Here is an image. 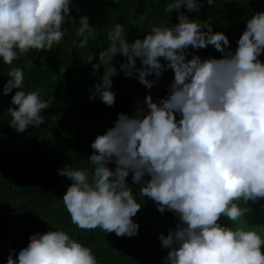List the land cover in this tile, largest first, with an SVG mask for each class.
<instances>
[{
    "label": "clouds",
    "instance_id": "1",
    "mask_svg": "<svg viewBox=\"0 0 264 264\" xmlns=\"http://www.w3.org/2000/svg\"><path fill=\"white\" fill-rule=\"evenodd\" d=\"M214 6V0H205ZM73 0H0V61L11 65L30 49L48 50L65 36L66 18ZM200 11L201 0H169L165 11L177 10L175 24L149 26L142 38L129 41L125 26L116 22L107 31L108 44L89 52L95 69H103L94 82L89 100L98 97L114 103L111 76L117 68L110 61L116 54L123 75L151 88L162 72L173 76L164 96L150 93L132 114L117 113L112 126L90 142L87 157L91 169L69 164L57 169L70 183L62 195L70 221L79 229L100 228L117 236L137 234L131 219L147 196L158 211L176 217L174 228L158 240L168 251L161 264H264L261 245L264 229L245 220L247 202L264 198V10L251 12L233 50L222 31L209 23L190 19ZM79 10V9H77ZM142 19V18H141ZM75 33L77 46L85 47L94 26L81 12ZM211 45L219 58L189 57V46ZM161 58L164 63H161ZM137 59L139 66H137ZM2 93L10 97L9 125L17 132L44 122L42 110L50 103L39 90H26L20 67L7 71ZM152 76V79H147ZM140 105V101H137ZM112 167H109V163ZM147 177V179H145ZM264 209V203L260 205ZM226 217L230 225L220 222ZM4 264H98L92 249L63 229L30 233L28 243Z\"/></svg>",
    "mask_w": 264,
    "mask_h": 264
},
{
    "label": "trees",
    "instance_id": "2",
    "mask_svg": "<svg viewBox=\"0 0 264 264\" xmlns=\"http://www.w3.org/2000/svg\"><path fill=\"white\" fill-rule=\"evenodd\" d=\"M168 2L73 0L70 14L75 19L66 18L62 26L65 36L59 44L48 50L30 49L14 59L11 65L0 61V90L9 79L7 71L20 67L25 89L39 90L42 98L50 103L48 109L42 110V124L17 132L9 125L11 117L7 112L8 107H15L10 104L15 89L7 95L0 91V264H4L10 249L14 250L15 257L16 251L28 243L30 233H43L51 228L63 229L90 247L98 264H161L168 249L161 247L157 237L160 233L166 235L177 220L167 209L163 213L158 211L146 195L139 197V186L131 184V173L125 179L141 203L131 217L137 222L138 230L133 236H117L112 231L104 233L98 227L79 229L70 221L61 199L70 181L57 174V169L69 164L73 168L90 170L87 161L93 151L90 142L112 126L117 113L132 114L137 106H142L146 93L155 100L168 91L167 85L173 76L171 69L163 71L153 86L146 88L134 76L123 75L119 63L125 57L119 54L110 61L117 68L116 74L110 77L115 93L113 105H105L98 97L90 101V93H86L82 79L84 76L95 77L99 82V76L107 66L101 65L94 73L92 64L96 63V57L91 62L85 59L89 52H98L107 46L106 33L116 22L125 26L129 41L142 38L151 25L175 24L177 10L165 11ZM260 10H264V0H214V6L201 0L199 12L180 8L190 19L203 20L211 24L213 31L224 32L229 39L228 47L233 50L245 27V19L251 12ZM81 12L88 15L89 24L94 26L83 48L77 46L80 37L74 31ZM193 52L201 58H219L221 55L211 45L202 49L189 46L188 58ZM258 59L264 62V51ZM161 63H164L162 58ZM146 78L152 79V76ZM112 166L110 162L109 167ZM262 203L264 198L255 203L248 201V213L262 209Z\"/></svg>",
    "mask_w": 264,
    "mask_h": 264
},
{
    "label": "rangeland",
    "instance_id": "3",
    "mask_svg": "<svg viewBox=\"0 0 264 264\" xmlns=\"http://www.w3.org/2000/svg\"><path fill=\"white\" fill-rule=\"evenodd\" d=\"M85 84L83 87L86 90V93H90L92 85L95 81V77L84 76L82 78ZM245 220L250 225L260 226L261 229H264V209H254L247 215H245ZM220 222L226 225H230V221L226 217H220ZM261 252L264 253V244L261 245Z\"/></svg>",
    "mask_w": 264,
    "mask_h": 264
}]
</instances>
